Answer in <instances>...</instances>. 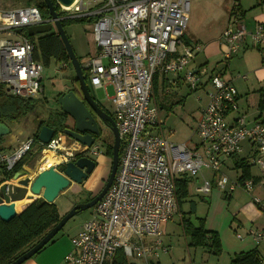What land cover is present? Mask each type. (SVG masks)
<instances>
[{
    "label": "built area",
    "instance_id": "2783aa9c",
    "mask_svg": "<svg viewBox=\"0 0 264 264\" xmlns=\"http://www.w3.org/2000/svg\"><path fill=\"white\" fill-rule=\"evenodd\" d=\"M56 5L61 20L71 17L94 23L95 51L81 64L88 72V87L101 88L109 97L120 135L115 179L72 237V250L61 264H111L119 249L131 260L129 264H152L162 249L161 225L179 213L175 179L183 173L196 178L206 168L219 174L218 188L232 191L241 186L253 193L260 186L264 190L262 182L232 180L221 174L223 160L243 151L244 141L257 151L249 164L264 171V122L247 125L232 80L209 75L206 67L190 68L202 49L200 43L186 41L190 0H73L69 6ZM239 6L236 1L229 10L228 25L220 36L226 59L240 50L246 35L254 47L264 44V20L255 21L249 30ZM49 22L56 31L51 16L44 18L35 4L0 6V84L9 95L40 97L44 66L34 57L37 34L32 40L23 33ZM159 73L170 86L182 81L191 90L210 86L207 104L194 127L195 144L170 142L166 135L154 93V77ZM230 113L237 114L233 122L227 119ZM63 132L53 133L48 143L40 142L36 150L40 162L51 152L59 157L53 164L59 170L80 155L103 153L95 142L87 146L70 137L72 142L68 143L69 136ZM33 142L34 138H28L10 151L0 149V165L12 170ZM43 168L42 164L39 170ZM211 190L212 183L203 178L197 192L208 194ZM252 199L264 216V194H254ZM249 234L264 241V228L251 229ZM150 237L152 241L147 240Z\"/></svg>",
    "mask_w": 264,
    "mask_h": 264
},
{
    "label": "rangeland",
    "instance_id": "374dc122",
    "mask_svg": "<svg viewBox=\"0 0 264 264\" xmlns=\"http://www.w3.org/2000/svg\"><path fill=\"white\" fill-rule=\"evenodd\" d=\"M236 1L239 2L240 7L243 8V10H246L247 21L253 19V17L258 14L264 13V0H190V13L186 34L188 33L189 35H192L198 33L199 37L217 34L223 27L227 26V22H229V10H231L233 4ZM23 4L24 1L21 0H4L0 6L4 8H12ZM93 28L94 23L84 19L68 21L64 27V30L69 37L70 43H72L76 53L75 55L79 57V60L82 63L90 54H93L95 51V43L93 42ZM38 37L39 34L36 35L35 40L38 39ZM256 52L259 53V50H256ZM42 63L44 69H42L43 77L40 83L42 84L43 91L40 97L36 99L37 106L33 112H30L17 120H7L5 122L11 130L9 134L3 135V138H1V143L3 144L1 145L0 143V147H4L3 149L5 150L14 149V147L18 146L22 141L28 138H35V134L38 133L39 126L42 123L41 121H47L49 117L52 116L56 120L58 118L60 119L58 115L61 113L62 109L60 108V105L57 101L59 96L58 94L66 93L76 86L75 82L73 81L74 75L76 76V72L75 69H73L74 66L71 60L68 65H64V63L57 61L55 58H52L49 64H45L43 61ZM230 72L231 69H229L227 73L230 74ZM156 78L158 84L156 90L157 94L155 91L154 93L158 102L157 104H159L160 117L164 122L163 125L165 133L168 136L170 142H187L188 144H195L198 142V138L194 132V127H196L199 111L207 104V93L202 89H189L188 85L184 81L180 82L177 86H170L169 84L163 85L164 79L160 73L156 76ZM249 79H251L250 74ZM89 88L91 90L90 94H92L95 100L102 104V106L106 107L111 113H113L112 106H110V100L108 99L109 97L105 91L101 88L94 89L90 85ZM209 88L210 86L208 85L204 89L208 90ZM163 89L169 91V94H167L165 91H162ZM112 91L113 89L109 87V95L113 94ZM182 96L186 97L185 102H183L184 104L178 102ZM170 105H172V109L168 110ZM63 122L65 126L70 127L72 126L71 124L73 119L70 116H65ZM99 127L100 134L96 136L95 143L101 146V151H106L108 146L114 143V133L103 120L99 121ZM169 131L172 132L170 133ZM67 142L71 143L72 139L68 137ZM38 146H40V141L37 139L34 145L31 147L32 150L31 155L27 160L28 162L23 166L25 169V173H23L24 176L28 175L35 177L39 172L40 166L43 164V162H40L39 160L41 159V156H39L38 151H36ZM244 155L245 153L243 152L239 154V156ZM96 157L97 156L95 155H90L88 158H92L97 163L98 159ZM111 165L112 164L109 163L106 173L104 174L103 178H101V183H99L100 187L96 190L97 193L104 186V182L107 181L111 172ZM60 169L61 168H59V170ZM252 169L254 172H259V169L256 166H253ZM212 172L213 171L204 168L196 178L202 179L203 181V178H211ZM221 172L227 174L231 178L235 179L236 177L235 170H228L226 168L223 170L222 167ZM2 173L3 172L0 168V176H3ZM97 176L98 174L95 170H93V172L89 175L90 179L93 178L92 180L94 181ZM199 185L200 184L198 183L197 186ZM257 188L258 187L255 189ZM255 189L254 192L251 193L244 190L241 186H237V189H235L233 192V197L228 200L224 198V195L222 194V191H227L228 188L222 190L221 188L214 186L210 194L204 195L199 192L197 193L194 183H191L190 199H193V201L195 200L197 202V211L193 217L198 216L205 218L206 224L207 220L210 218H214L220 222H225L230 215L233 216V214L236 212L235 204L239 206H246V204L249 205L253 202L252 196L254 194L263 195L257 193V190ZM93 191H95L94 188ZM92 194V192H88L84 189H82L81 192H74L73 190H69L68 192L64 191L63 194H60L55 200L60 215H65L68 211H70L69 209H71L76 204L86 202V199ZM33 197H36L35 199L37 200L41 198L42 195H35ZM188 203L189 202H185L182 205L185 210L189 209L187 206ZM92 208L80 211L71 219H69L60 233L72 239V237H74V235H76L84 226V222L90 218ZM24 209L20 211H23ZM20 211L16 212L19 213ZM179 218L180 216L177 215L168 223L165 224L164 222L161 226V239H163L164 244L171 243L172 249L171 252L170 250L166 253L160 252L158 257L160 258V264H189L190 255L185 244V236L182 232V226L180 224ZM261 220H263V218H261ZM230 221L231 219L226 225H223L227 228V230L232 229V226L229 224ZM246 229L248 230V228ZM238 230L242 236L246 235L245 229L239 228ZM250 230L251 229H249V231ZM190 251L191 257L194 259V264H229L230 262L226 256V249H224V252L220 256L210 253L209 256H206L204 255V248H195L191 249Z\"/></svg>",
    "mask_w": 264,
    "mask_h": 264
},
{
    "label": "crops",
    "instance_id": "0c3cea01",
    "mask_svg": "<svg viewBox=\"0 0 264 264\" xmlns=\"http://www.w3.org/2000/svg\"><path fill=\"white\" fill-rule=\"evenodd\" d=\"M241 10H243V8H241ZM243 11L245 13L243 15V19L245 21L244 23L249 30H251L254 27L255 21L264 20V13H263V14H258L254 16L253 19L247 21L246 20L247 18L246 10H243ZM225 28L226 27H223L217 34L204 35L203 37L202 36L199 37L198 33L192 34V35H189L188 33L186 34V38L189 42H198L202 45V49L200 50V52L196 55L194 60L190 62V68L192 70H195L201 67H206L209 75L217 74V75L224 77L225 79L232 80L235 88L237 89V95H238L237 102L239 105V110L241 113L245 115L246 117L245 120H246L247 125H252V124H255L256 122H264V115H261V113H259L260 110L258 108V104L260 101L259 98H261V93L264 92V44H262L259 47H254L251 41V37L249 35H246L247 37L243 45L239 47L240 49V51H238L239 53L237 52L230 59H226L225 54H224L226 51L225 46L220 41V36L222 35ZM256 50H259V53L256 52ZM229 69H231L230 74L227 73ZM240 73H247L248 75L240 74ZM249 74H250L251 79H249ZM243 75H245L246 78H243L242 77ZM166 82L167 81L164 80L163 85L168 84ZM202 90L206 92L207 89H202ZM162 91H165L167 92V94H169V91L165 89H163ZM183 97L185 96H182V98ZM236 115H237L236 113H230L227 118L228 121L233 122ZM2 144L3 143H1V145ZM242 146H243V151L241 152L245 153L244 156H239V154L241 153L240 152L236 154L235 156H230L224 159L223 164H221V166L223 167V170L224 168H226L228 170L236 171V177L235 179L232 178V180H238V179H241L240 177H242L241 170L237 169L234 165L236 158L244 157L246 158V160L250 161V159L257 154L255 147L252 146L250 142L244 141ZM3 151H10V150L4 149ZM104 153L105 151H103L102 154H99L96 157L98 159V162H97L98 164H96V167L94 170L97 171L98 176L95 179V181L92 180L93 178L90 179V177H88V179H86L81 184H76V183L70 184L71 186L67 188L65 191L68 192L69 190H73L74 192H81L82 189H84V190H87L88 192H92L93 193L92 195H95L97 193L96 190L100 187V184H99L101 183L100 180L101 178H103L104 174L106 173L107 171L106 169L109 163H111L110 157H108ZM253 166L254 165H252V167ZM0 168L2 172L4 173L3 165H0ZM263 173L264 172L260 169H259V172H254L252 169V174L255 177H261ZM3 177L4 175L0 176V179H2ZM218 177H219V174L213 171L211 178H208L210 179L209 181L212 183V188L214 186L218 187V184H217ZM229 178L231 179L230 176ZM195 180H199V181L193 182L194 187H196V192H197V187H198L197 184L198 183L200 184L202 182V179L196 178ZM3 181H9V180H3ZM261 181L264 184V180L262 179ZM257 187L258 188L255 189L257 190V193L264 194V190L261 189L262 187L260 186H257ZM93 188L95 189V191H93ZM235 189H237V187L232 189V191L231 190H227L228 192L222 191L224 198L230 200L233 197V192ZM222 190H225V189H222ZM63 192L61 194H63ZM208 194H204V195H208ZM259 196H263V195H259ZM191 200L193 201V199ZM189 205L190 203H188L187 206L190 207ZM235 207H236L235 208L236 212L233 214V216L230 215L231 217L229 216V218L225 222H220L219 220L210 218L209 220H207L206 228L207 230H214L218 232L221 238L220 243H222V247H223L222 253L224 252V249H226L227 251L226 256L228 260L230 261L229 264H231V261L236 256V254L241 253V252H247L253 249L257 250L258 252L257 254L261 260L264 257V241H257L252 235L249 234V229H253V230L263 229L264 228V216L262 215V213H260V211H258V208L253 203L249 205L246 204V206H239L235 204ZM196 211H197V205H196ZM261 218H263V220H261ZM230 219L231 221L229 224L230 226H232V229H231L232 231L227 230V228L223 226L224 224L226 225ZM168 222H165V224ZM180 224H181V219H180ZM239 228L245 229L246 231L245 236H242L239 233V230H238ZM246 228H248V230ZM182 232H183V227H182ZM160 233H161L160 234V239H161L162 232ZM183 234L185 236V244L187 246V249L190 255L189 264H194V259L193 257H191L190 250L195 249V248H191L188 246L187 243L189 242V239L185 235L184 232ZM238 235H241V236H238ZM147 240L152 241L153 239L150 237V238H147ZM160 245L162 249L159 250V254L160 252L166 253L169 250L171 252V249H172L171 243L164 244L163 239H161ZM71 248H72L71 239L68 236H65L64 234L59 232L55 236L54 241L50 242L43 249L37 252L33 257H31L29 260H27L26 262L22 264H61V261L63 260L64 256L69 251L72 250ZM204 250H205L204 255L206 256H209V253L213 254L211 252H208V250L206 249ZM159 254L156 260L152 262V264H160V258H158ZM220 255H216V256H220ZM128 261L129 263L131 262V260H128Z\"/></svg>",
    "mask_w": 264,
    "mask_h": 264
},
{
    "label": "trees",
    "instance_id": "16d2710c",
    "mask_svg": "<svg viewBox=\"0 0 264 264\" xmlns=\"http://www.w3.org/2000/svg\"><path fill=\"white\" fill-rule=\"evenodd\" d=\"M24 1V4H35L41 10V13L44 18H49V10L47 8L46 2L44 0H21ZM57 12L59 11V6L56 5V0H52ZM240 5V4H239ZM241 15H244V11L241 10L239 6ZM82 20L80 18H64L62 19L63 26L68 21L71 20ZM32 40L34 37L31 36ZM186 41L189 42L186 38ZM35 45V56L37 60L43 61L45 64H49L52 58H55L57 61L68 65L70 63V58L67 53V50L62 43V40L56 31H51L40 35L38 39L34 41ZM79 58V57H78ZM81 62V61H80ZM85 81L88 80V72L84 69ZM154 91L157 94V78L154 77ZM75 88L74 90L79 97H82V91L80 89L79 82L77 81L76 76L74 75ZM90 89V88H89ZM91 91V90H90ZM64 94V93H60ZM59 95V94H58ZM186 97L181 98L178 102L184 104ZM259 113L264 115V92L261 93V98H259ZM37 106L36 99L29 98L25 99L22 97H14L9 95L4 90V85L0 84V122L5 123L7 120H17L22 116L33 112ZM172 109V105L168 107V110ZM60 119L57 120L52 116L49 117L47 121H41L42 123L39 126L38 133L43 125L50 126L57 131H64L67 127L65 126L63 119L65 116H68L66 113L61 111L58 115ZM62 121V123H61ZM37 133V134H38ZM35 134L34 143L38 139V135ZM1 143V140H0ZM113 144L109 145L105 151V155L112 158V149ZM3 147H0L1 150ZM32 150V148H31ZM31 150L25 155L15 167L8 171L4 166V177L0 179V183L3 180H9L13 173L20 172L24 173L23 166L28 162L31 155ZM236 154L232 155L235 156ZM83 156V155H80ZM246 160V158H236L235 167L242 172V177L240 180L253 179L255 183H261L262 179L264 180V173L261 177H255L252 174V165ZM97 164V163H96ZM61 171L64 172V166L60 167ZM264 172V171H263ZM176 180V196L178 201L179 213L181 219V225L183 227V232L188 237L189 242L187 243L191 248H204L208 252L213 253L214 255L222 254L223 247L221 238L217 231L207 230L206 228V219L202 217H193L196 213V201L190 199L191 190L190 184L195 181V177L192 178L187 174H181L175 179ZM263 183V182H262ZM200 193V192H199ZM203 194V193H201ZM94 195H90L86 201H89L93 198ZM36 197L30 196L25 200L15 204L16 211L24 209L18 215H16L10 221H3L0 219V264H9L13 260H16L21 254L30 249L35 245L43 236H45L61 219L58 206L56 202H46L44 199L39 198L35 200ZM35 200V201H34ZM185 202L190 203L189 210L183 208ZM56 236V235H55ZM55 236L50 241H54ZM49 242V243H50ZM48 243V244H49ZM47 244V245H48ZM257 250L253 249L247 252H241L236 254V256L231 261V264H262L261 260L257 254ZM123 249H119L114 257L111 264H129Z\"/></svg>",
    "mask_w": 264,
    "mask_h": 264
},
{
    "label": "water",
    "instance_id": "95a60500",
    "mask_svg": "<svg viewBox=\"0 0 264 264\" xmlns=\"http://www.w3.org/2000/svg\"><path fill=\"white\" fill-rule=\"evenodd\" d=\"M46 2L49 14L53 19L54 26L58 35L60 36L62 43L67 50V53L73 64V69L76 72V78L79 82L80 89L82 91L83 97H79L74 90H70L64 94H59L58 103L60 108L64 113L70 116L73 119L74 127H66L64 129L65 134L69 137L87 145L91 146L94 143L96 136L100 134V127L98 121L93 114V109L97 116L100 119H103L104 122L111 128L114 133V144L112 149V158H111V172L102 189L93 196L89 201L76 204L73 206L70 211L63 215L58 223L45 235L43 236L35 245L30 249L26 250L23 254L13 260L9 264H22L33 257L37 252L43 249L52 239L53 236L57 235L62 228L66 225V222L69 221L73 216H75L80 211L86 209H91L96 205V203L103 197L107 192L108 188L114 181L118 164H119V154H120V135L115 120L113 117L103 111L97 104L95 98L90 94V89L85 81L84 70L82 64L76 56L72 43H70L69 37L64 30V26L59 14L56 10V7L52 0H44ZM73 0H57V3L65 6H69ZM53 25L52 23H44L36 26L29 27L24 31L25 36H34L36 34H44L51 32ZM18 32H21L22 29H18ZM88 105V106H87ZM90 107V108H89ZM11 132L10 128L6 123L0 122V140L3 138V135L9 134ZM55 133V129L43 125L39 131L38 140L41 143L50 142ZM96 167V162L88 156H83L78 158L75 161H69L66 163L64 172L58 170L55 166L46 167L37 173L35 177L25 175L20 177V172L13 173L9 181H3L0 183V219L3 221H10L19 213L16 212V209L13 206V202L24 199L29 192L36 195H42V199L46 202L52 203L55 202L56 197H58L63 191L69 188L72 183L81 184L89 175L93 172ZM36 200V199H35ZM34 200V201H35ZM21 212V211H20Z\"/></svg>",
    "mask_w": 264,
    "mask_h": 264
},
{
    "label": "bare ground",
    "instance_id": "6f19581e",
    "mask_svg": "<svg viewBox=\"0 0 264 264\" xmlns=\"http://www.w3.org/2000/svg\"><path fill=\"white\" fill-rule=\"evenodd\" d=\"M59 157H57L55 154L51 153V152H48L45 156L43 160V165L45 167H47L48 165H53V164H56L57 162H59ZM21 178L24 177V175H21L20 176ZM36 194H32V193H28V195L24 198V199H21L19 201H16V202H13V206H15L16 203L18 202H21L23 200H25L26 198L30 197V196H35ZM15 208V207H14Z\"/></svg>",
    "mask_w": 264,
    "mask_h": 264
},
{
    "label": "flooded vegetation",
    "instance_id": "af4514ba",
    "mask_svg": "<svg viewBox=\"0 0 264 264\" xmlns=\"http://www.w3.org/2000/svg\"><path fill=\"white\" fill-rule=\"evenodd\" d=\"M91 92V91H90ZM83 97V96H82ZM97 104H98V106L103 110V111H105V112H107V113H109L112 117H114L113 116V113H111L106 107H104V106H102V104H100L99 102H97ZM88 106V105H87ZM90 108V107H89ZM92 110V112H93V114L95 115V117H96V119H97V121H98V124H99V121L100 120H103V119H100V117H98L97 116V113L93 110V109H91ZM113 119V118H112ZM106 123V122H105ZM107 124V123H106ZM72 126H70V128H73L74 127V122H72V124H71ZM95 142V141H94ZM83 156H87V155H83ZM83 156H79V157H76V158H74V161L75 160H77L78 158H80V157H83ZM62 166H64L65 167V165H62ZM97 194V193H96ZM95 194V195H96Z\"/></svg>",
    "mask_w": 264,
    "mask_h": 264
}]
</instances>
